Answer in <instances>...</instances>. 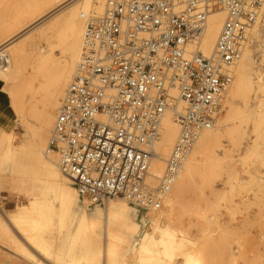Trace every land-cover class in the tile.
Listing matches in <instances>:
<instances>
[{"label": "bare ground", "instance_id": "1", "mask_svg": "<svg viewBox=\"0 0 264 264\" xmlns=\"http://www.w3.org/2000/svg\"><path fill=\"white\" fill-rule=\"evenodd\" d=\"M106 1L31 0L17 14L10 27H6L8 35L0 43V83L10 85L2 90L5 101L0 103L8 114L16 117L30 131L33 141L32 145L16 150L13 125L9 123L10 127L6 129L0 127V172L15 173L32 197L31 203L23 206L17 214L7 213L0 207V231L10 248L33 263H49V258L56 252L54 260L59 264H163L160 259L162 254L170 258L168 264H174L175 253L183 248V244L174 236H169L170 227L162 220L172 219L174 208L189 181L204 163L212 159L214 148L222 143L225 135L229 136L231 119L242 113L233 103L245 106L246 159L264 157V150L257 142L264 141V137L257 134L258 129L264 128V69L259 64L260 60L264 61V43L259 41L263 32V6L260 18L248 32L238 61L229 69L234 79L225 94L226 115L220 117L222 110L216 124L204 130L198 138L182 173L164 198L163 205L165 203L168 207V212L139 215L135 219L130 207L144 210L123 199H107L104 203H98L83 195L62 172L59 158L49 145L59 105L81 62L86 22L88 17L103 16ZM83 15H87V18H83ZM225 20V11L214 9L208 17L207 30L200 42L188 46L189 54L198 50L206 57L211 56ZM20 37H23L21 42L14 44ZM250 42H253L252 45H249ZM42 43H46L47 47H43ZM251 46L255 48L254 55ZM57 49L64 55L61 60L55 56ZM253 57L257 59L253 60ZM27 64L32 66L29 77L24 75ZM251 67L254 68L255 76L251 74ZM44 94H47L44 106L41 111H36L37 100ZM177 94L174 90L173 95ZM56 108L55 116L52 111ZM178 109L180 112L185 109V103L181 100ZM29 118H34L37 124H32ZM6 119L7 113L3 115L2 121ZM251 125H254L252 127L257 141L251 136ZM179 134L175 116L167 112L161 123L159 138L154 143L157 157L152 164L153 177L148 181L154 187L158 185L156 179L164 174V161L170 155ZM18 163L23 165L16 171ZM57 217L61 222L59 225L56 223ZM66 220H70L69 225L64 222ZM149 225L152 233L147 231ZM65 231L67 236L61 238L60 235ZM126 235L142 241L134 258L130 257V250L121 253L116 247V242L127 241ZM59 243L62 246L58 249ZM196 262L192 255H186L185 264Z\"/></svg>", "mask_w": 264, "mask_h": 264}, {"label": "built area", "instance_id": "2", "mask_svg": "<svg viewBox=\"0 0 264 264\" xmlns=\"http://www.w3.org/2000/svg\"><path fill=\"white\" fill-rule=\"evenodd\" d=\"M263 6L264 0H107L102 17H88L81 62L49 145L83 195L162 208L201 133L216 124L234 79L229 69ZM214 9L226 20L213 54H189ZM167 112L180 134L154 187V143Z\"/></svg>", "mask_w": 264, "mask_h": 264}, {"label": "rangeland", "instance_id": "3", "mask_svg": "<svg viewBox=\"0 0 264 264\" xmlns=\"http://www.w3.org/2000/svg\"><path fill=\"white\" fill-rule=\"evenodd\" d=\"M30 1L0 0V43L8 35L5 32L6 27H10L17 14ZM262 30L259 41L264 43V22ZM22 39L23 37L18 38L14 44H19ZM252 43L250 42L249 45ZM41 45L47 47L46 43ZM250 48L254 55L255 48L252 46ZM55 56L59 60L64 58L59 49L55 51ZM257 58L253 57V60ZM259 64L264 69V61L260 60ZM27 65L28 68L25 67L26 72L24 71L25 77H29L32 73L31 64ZM252 67L250 71L252 76H255ZM0 84V102H4L2 90L9 88L10 85ZM46 98L47 94L38 98L36 111H41ZM226 105L227 101L224 102L220 117L226 115ZM233 106L242 110V113L231 119L229 136L225 135L228 137L214 148L212 159L204 163L194 178L189 181V186H186L182 198L174 208L172 219L162 220L170 227L169 236H174L183 244V248L175 253L172 261L174 264H185L187 254L192 255L197 264H264V157L253 156L246 159L245 106L240 103H233ZM52 112L56 116L57 108ZM6 113L8 119L2 121ZM29 119L32 124H37L34 118ZM9 123L13 125L16 150L22 146L32 145L30 131L25 129L16 117L8 114L6 108L0 103V127L3 126L6 129L10 127ZM252 126L254 125H251L250 131L253 132L251 136L254 141H257ZM257 134L264 137V128L258 129ZM257 142L264 150V141ZM22 165L23 163L16 164V171L20 170ZM31 200L32 197L15 173L0 172V207L7 213L17 214L23 206H28ZM130 210L133 218L137 219L139 215L150 216L168 212V207L164 203L162 209L156 212L139 211L131 207ZM58 220L56 223L59 225L61 222ZM64 222L69 225L70 220ZM147 231L153 232L151 225ZM66 236V231L60 235L61 238ZM126 236L127 241L116 242V247L121 250V253L130 250V257L134 258L136 250L139 251L141 248L142 241H136L132 235ZM156 236L159 237L160 234L157 233ZM70 240L71 238L68 242ZM63 245L65 247L66 244ZM61 246L59 243L58 249ZM62 253H65L64 249ZM55 254L56 252L49 258L50 262L45 264H59L54 260ZM21 256L19 252L10 248L4 234L0 231V264H41L39 261L33 263ZM160 259L163 264L170 263V258L164 254Z\"/></svg>", "mask_w": 264, "mask_h": 264}]
</instances>
